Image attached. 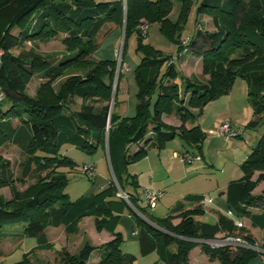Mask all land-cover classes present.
I'll return each mask as SVG.
<instances>
[{
	"label": "trees",
	"instance_id": "obj_1",
	"mask_svg": "<svg viewBox=\"0 0 264 264\" xmlns=\"http://www.w3.org/2000/svg\"><path fill=\"white\" fill-rule=\"evenodd\" d=\"M178 1L180 15L173 21L170 18L174 10L172 0H0V23L4 24L3 31L0 30V47L7 52L0 61V83L6 93L3 105L7 101L11 103L10 109L2 112L7 119L0 121V134L27 155L20 181L32 177L37 165L52 170L47 178H39L35 191L22 192L14 185L16 175L12 165L9 162L0 165V187L11 186L13 193L11 200L0 194V241L13 236L9 230L17 227L21 229L17 235L38 239L33 250H51L53 246L46 236L48 228L63 227L68 235H74L83 219L95 217L110 222L117 218L114 205L126 204L133 208L135 222L142 228V253L156 252L163 264H188L190 252L196 246L210 250L211 259L220 264H249L260 257L249 249L211 250L202 246L200 240L222 234L236 235L238 231L244 235L246 229H238L234 221L224 215L219 216L216 224L197 221L204 213L201 207L186 210L180 203L158 226L141 217L153 223L149 219L153 217L151 210L137 194L136 177L127 173V167L145 158L149 145L160 150L177 138L201 150L205 134L200 126L186 129L187 123L196 122L206 106L228 96L232 81L239 78L248 83L252 109L249 127L261 126L263 134L240 166L242 177L229 183L226 198L237 216L249 220L251 227L264 230V196H250L254 187L253 173L264 170V0ZM193 8L196 17L210 16L216 30L210 34L196 30L189 36L188 45H184L183 34ZM142 21L148 26L157 23L162 34L177 47V55H163L152 45L140 41L138 50L142 59L135 70L139 87L135 116H120L114 107L109 118L108 106L97 107L100 100H111L116 73L114 60L94 58L96 61L92 60L88 68H83V77L72 79L58 92L41 91L34 99L23 92L31 73L43 71L47 78L57 79L68 65H81L82 58L99 48L95 49L94 44L110 23L125 25V39L131 33L145 39L139 28ZM16 28L22 30L20 40L10 34ZM147 34L148 31L146 37ZM56 35H65L71 47L70 53L57 63L34 53L22 51L19 56L9 53L27 41ZM189 50L202 56L204 71L210 76L207 82L186 80L179 73L177 63ZM238 51L242 59L231 58ZM72 98L84 102L79 111L69 110ZM193 110H197V114ZM171 113L180 119L179 129L162 123V116ZM13 117L20 121L19 126H13ZM150 127L153 135L149 136ZM107 131L115 177L101 192L71 201L65 193L70 180L64 169H75L77 163L66 156L63 149L72 146L88 155L100 149L104 151ZM85 165L89 164H83L81 170L88 179L83 170ZM124 174L128 176L124 178ZM260 180H264V176ZM130 185L133 192L127 190ZM120 192L129 196V203L120 197ZM190 200L199 203L202 197ZM252 209H259L261 213L256 214ZM176 218L181 220L177 225L173 223ZM102 221L98 224L101 228ZM246 236L248 242L255 243L251 236ZM123 242L118 233L99 248L87 243L79 253L63 252L62 264H90L94 254L100 258L95 264H134L135 257L122 250ZM27 256L25 254L23 260L15 264H25Z\"/></svg>",
	"mask_w": 264,
	"mask_h": 264
},
{
	"label": "rangeland",
	"instance_id": "obj_2",
	"mask_svg": "<svg viewBox=\"0 0 264 264\" xmlns=\"http://www.w3.org/2000/svg\"><path fill=\"white\" fill-rule=\"evenodd\" d=\"M97 2L101 0H96ZM156 1V0H150ZM174 3V10L170 16L171 20L176 21L180 15V3L178 0H172ZM196 2V0H194ZM147 22L142 21L139 25L140 27ZM138 26V27H139ZM139 27V28H140ZM4 24L0 23V30L3 31ZM196 30L202 31L203 33H214L215 27L213 21L210 16L206 14H201L196 17L195 8L192 9L187 29L183 34V43L184 45H188L190 38ZM14 38L20 40L22 38V30L19 28L13 29L10 33ZM118 35V36H117ZM116 36L118 37L117 45ZM126 28L123 24L110 23L103 29L100 36L96 40L95 49L99 46V48L94 52L90 53L91 55L82 58L83 63L79 64H70L68 65L63 74L57 79H49L44 76L43 71H36L31 73V77L25 82L23 87V92L30 98H37L39 93L44 91V93L48 90H52L53 92H58L59 88L62 86H66L72 79L83 77L85 75V71L83 68H88L90 62L92 60H114L116 62V73L114 78L113 90L111 100L108 102L106 100H100L97 107L108 106L109 113L111 114L115 105H117V101L120 96L126 95V100L132 99V101L136 100V95L139 90L135 70L141 62L142 54L138 50L139 43L142 41L144 44L152 45L155 50L159 51L163 55L173 54L177 55V47L169 40L166 36H164L160 30V27L157 23H153L149 26L148 34L145 39L140 38L137 33H131L126 37ZM201 44V42H200ZM69 44L66 42L65 35H56L50 36L44 39H39L36 41H27L22 46L17 47L16 49L10 51L9 53L13 56H19L22 51L27 53H34L37 56L42 57L43 59H50L52 63H57L60 60H63L69 53ZM208 47L205 48V50ZM123 50H124V61L123 62ZM192 50V49H191ZM187 52L180 61L177 63V67L179 73L186 80H192L195 82L205 83L210 79V76L204 71V61L202 56L195 55L193 52ZM240 51L232 54L231 58H239L242 59L243 56L239 54ZM2 49L1 57L6 55ZM96 60H95V59ZM245 58V57H244ZM66 62V61H65ZM120 76V77H119ZM120 78V79H119ZM116 85V90H115ZM248 83L243 80L236 78L232 81L230 94L219 99L216 102H213L204 108V117L202 116L199 121H206L208 125H211L213 119L216 116L225 115L229 119V122L233 124L236 131L243 137V139L234 138L230 139L232 142H242V144H249L253 149L260 137L263 134V127L258 128H250L249 123L252 121V109L250 107L248 101ZM117 91V92H116ZM119 94V97H118ZM186 104L188 102V96L184 98ZM117 100V101H116ZM83 101L77 98H72L70 101V111L75 112L79 111L83 105ZM11 103L7 101L4 105L0 106V121L6 120L7 117L2 112L10 109ZM129 109L128 104H126V109ZM191 110V109H190ZM194 114H197V110H193ZM136 115V106L132 108L131 114ZM177 116L174 114H165L162 116V123L168 127L169 122L176 123L175 118ZM195 117V116H194ZM178 118V117H177ZM179 119V118H178ZM12 123L14 127L20 125V121L13 117ZM193 122H188L187 125H192ZM179 127L182 126V123L179 119ZM153 128H149V136L153 135L151 132ZM209 134V132L207 133ZM211 136V135H210ZM107 144L104 148V151L100 149L94 155H88L72 146H66L63 151L64 154L70 158H72L76 163L77 167L75 169H64L67 173V177L70 180V184L66 187L65 193L69 196L71 201H76L82 196L89 193L92 189V182L86 179L82 174V165L90 164L93 162H99L98 165V173L102 177L110 178L115 177L112 166L110 167L108 156L109 155V132L107 131L106 135ZM224 140V139H222ZM173 145H168L167 151L170 150V154L173 153V150L178 151L181 148L180 141L177 140ZM153 145L148 146V154L149 150ZM244 146V145H242ZM173 150H172V149ZM243 151V148H242ZM154 154H157V151H153ZM218 154L217 150L214 152ZM245 153V150H244ZM106 154V155H105ZM153 155V154H152ZM95 156V157H94ZM219 156V155H217ZM155 158V157H154ZM27 155H25L17 146H15L11 141H9L5 135L0 134V165L5 162H9L15 172V183L14 185L18 187V189L22 192L26 190L35 191L39 184V178H47L51 174V169L44 168L40 165H37L35 168V172L29 179H24L20 181L22 164L26 161ZM150 164V161L147 159H141L137 162L130 164L127 168V173L132 177H138L141 173V170L145 173L141 174L140 177L145 181L149 182L147 176H149V172L145 171L147 166ZM221 163L218 161V165ZM223 167L215 166L209 167L208 170H211L216 180H220L222 178ZM126 173V174H127ZM124 174V178L126 175ZM163 174V172H162ZM241 174V173H240ZM163 176V175H162ZM242 176V174H241ZM264 176V170H256L253 173L251 183H253L254 187L250 193V196L253 197H262L264 196V180H260V177ZM238 179V178H237ZM116 182V180H115ZM186 182V181H185ZM129 185V184H128ZM131 186V185H130ZM129 187V186H128ZM127 187V189H128ZM0 194L5 197L6 200H11L13 193L11 186H3L0 187ZM158 213V214H157ZM154 216H149V219L154 223V225L158 226L159 221L165 219L167 217L168 212L166 207H160L159 211H157ZM176 216V215H175ZM145 217H143L144 219ZM200 222L208 223L207 217L202 214L197 218ZM102 221V219H97L95 217H91L80 223L78 231L74 235H68L63 227L60 228H48L46 230V235L48 241L52 244L53 248L51 250H33L38 245L37 238H25L22 235H17L21 232L20 228L10 229L9 232L14 235L8 239H4L0 241V250L2 252L0 256V264H15L23 260L25 254H27L28 258L26 259L25 264H62V254L63 252L69 253L70 255L79 253L85 244H90L91 246L98 245L96 234L106 232V230H110L114 224V220L110 222L102 221L104 225L102 228L98 226V224ZM175 221V222H174ZM174 223L177 224L176 219H174ZM244 239H246V234H236ZM103 236V234H102ZM124 242L122 244V250L124 252H128L129 254L135 257L134 264H156L161 261L158 260L156 252L150 253L148 255H144L141 251L140 243L138 240H130L123 238ZM247 240V239H246ZM95 243V244H94ZM100 244V243H99ZM106 244V243H105ZM103 244V245H105ZM98 246H102L101 244ZM199 246L194 247L193 249ZM201 247V246H200ZM192 249V250H193ZM175 250V248H174ZM191 250V251H192ZM201 251L203 254L207 255L210 260V250H207L201 247ZM191 253V252H190ZM95 255V254H94ZM92 256L91 261L95 260L96 256ZM189 264V259H188Z\"/></svg>",
	"mask_w": 264,
	"mask_h": 264
},
{
	"label": "crops",
	"instance_id": "obj_3",
	"mask_svg": "<svg viewBox=\"0 0 264 264\" xmlns=\"http://www.w3.org/2000/svg\"><path fill=\"white\" fill-rule=\"evenodd\" d=\"M117 36L115 47L118 40ZM137 95L135 101H132L131 98L127 101L126 95L120 96L117 101L115 111L120 116L133 117V115L130 114L132 108H134L135 106L137 107L138 105ZM126 104H128L129 109H126ZM175 121L176 123L169 122V126L172 125L173 127H179V119L177 117L175 118ZM228 121L229 119L227 118V116L221 115L216 116L213 119L211 125H208L206 121H199V119L192 125H186V129L188 130L192 129L195 126H200L202 132L205 134V141L201 150H199L195 146L189 145V143H186L179 138H177L173 142L175 143L177 140H179L181 148L178 151L171 148L173 150L172 154H170V150L167 151L166 148L170 147L168 145H173V142L168 143L166 145L167 147L165 146L160 150L153 146L151 147V149L149 150V154L144 158L150 161V164L145 170L149 172V176H147L148 178H150L149 182H146L144 180L146 177L144 179L140 177L141 174L145 173L142 170L140 175L136 177V181L139 184L137 194L142 200H144V193L147 190L161 191L164 194L157 207L153 211H151L152 215L159 211L160 207L162 206L167 208V216H169L173 209L178 204L182 203L184 204L186 210H193L194 208L201 207L204 212L203 214L207 217L206 221L209 224H216L220 215H224L229 218V213L233 211L226 198L228 185L231 181L237 180V178L239 179L242 177L240 166L246 161V159L252 152V148L249 144H242V142H232V140H226L224 138H219L212 135L210 136V134H207L210 131H217L223 123ZM232 127L236 131L233 124ZM238 138L243 139L240 134ZM216 150L218 154H216V157H214V152ZM153 151H157V154H154ZM187 151L199 155L201 157L200 161L189 164L183 162L182 159L175 157V153L182 154ZM108 161L111 167V160L109 156ZM218 161L221 163V165H218ZM97 163L99 162L92 161L90 163L96 166L97 177L92 182V189L86 195L99 193L102 190L106 189L110 181L114 178L102 177L98 173ZM208 166L223 167L224 169L221 172L222 178H220V180H216L211 170H208ZM127 190L130 192L134 191L133 187L131 186H129ZM196 196L202 197V201L198 203L196 201L190 200L191 197ZM252 211L256 214L261 213L259 209H252ZM114 214L115 216H117V218L114 220L115 222L112 228H110V230H106V232L99 233V235L96 234V237H98L97 241L101 245H103L114 239V234L120 233L123 238L138 240L140 243L142 228L135 222V218L133 216V208L126 204H115ZM176 216H178V214H176ZM141 217L143 218V216ZM89 218L91 217L83 219L80 223H83ZM197 218L196 220L199 221ZM144 220L147 223L154 225L147 218H144ZM176 220H178L177 224H179L181 221L179 218H176ZM244 222L246 224V234L251 236L253 242H259L264 248V230L251 227V223L247 219H244ZM236 234H241V232L238 231L236 232ZM99 243L97 244L100 245ZM98 245L95 244L94 247L99 248L100 246ZM172 250H174V248ZM124 253L129 254L128 252ZM157 257L159 260L158 254ZM99 260L100 258L97 257L95 260L90 261V264H95L99 262ZM161 264H163V262H161ZM189 264H220V262L218 260H210L207 255L203 254V252L201 251V247L199 246L191 251L189 255ZM249 264H264V255L253 259Z\"/></svg>",
	"mask_w": 264,
	"mask_h": 264
},
{
	"label": "built area",
	"instance_id": "obj_4",
	"mask_svg": "<svg viewBox=\"0 0 264 264\" xmlns=\"http://www.w3.org/2000/svg\"><path fill=\"white\" fill-rule=\"evenodd\" d=\"M149 29V26L142 25L140 27V30L144 36H146V33ZM1 54H2V48L0 47V61H1ZM6 99V93L0 83V106L3 105ZM210 135L216 136L219 138H224L226 140L237 138V133L232 127L231 122H225L223 123L220 128L217 131H210ZM176 158L182 159L185 163H194L200 161L201 157L199 155L193 154L189 151L184 152L182 154L175 153ZM85 172V176L91 180L94 181L97 177V171L96 166L93 164L85 165L83 168ZM163 192L156 191V190H147L144 193V203L148 206V208L153 211L161 199L163 198ZM120 197L123 198L127 203H129V196L120 192ZM229 218L232 219L235 223V226L238 229H245L246 224L244 222V219L237 216L234 212L229 213ZM199 243L202 246H206L211 250H219V249H229L232 251H237L239 249H249L254 252H256L259 256L264 255V248L259 242L250 243L243 237L239 235H218L214 239L210 240H200Z\"/></svg>",
	"mask_w": 264,
	"mask_h": 264
},
{
	"label": "water",
	"instance_id": "obj_5",
	"mask_svg": "<svg viewBox=\"0 0 264 264\" xmlns=\"http://www.w3.org/2000/svg\"><path fill=\"white\" fill-rule=\"evenodd\" d=\"M115 90H116V85H115ZM111 114H109V118H110Z\"/></svg>",
	"mask_w": 264,
	"mask_h": 264
}]
</instances>
